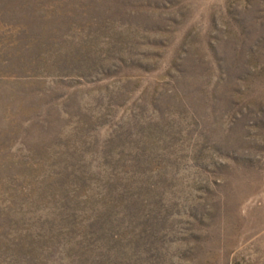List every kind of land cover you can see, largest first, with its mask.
Segmentation results:
<instances>
[{
  "label": "rangeland",
  "instance_id": "1",
  "mask_svg": "<svg viewBox=\"0 0 264 264\" xmlns=\"http://www.w3.org/2000/svg\"><path fill=\"white\" fill-rule=\"evenodd\" d=\"M0 264H264V0H0Z\"/></svg>",
  "mask_w": 264,
  "mask_h": 264
}]
</instances>
